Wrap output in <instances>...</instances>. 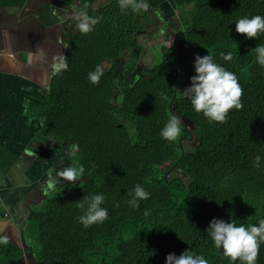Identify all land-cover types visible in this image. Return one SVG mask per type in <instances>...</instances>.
<instances>
[{
    "label": "trees",
    "instance_id": "obj_1",
    "mask_svg": "<svg viewBox=\"0 0 264 264\" xmlns=\"http://www.w3.org/2000/svg\"><path fill=\"white\" fill-rule=\"evenodd\" d=\"M100 1L60 0L67 6L79 2L99 19L91 31L69 35L64 67L37 115L46 139L77 145L72 159L85 172L73 192L49 199L34 213L39 245L34 264H164L167 253L185 249L208 264H229L204 229L213 217L245 226L264 217V67L254 52L256 44H264V33L245 40L234 31L239 17L264 16V0H170L177 10L192 9L174 19V38L160 46L159 63L152 60L129 86L104 63L129 53V69L137 64L141 33L156 12L153 0L138 13L121 11L118 0ZM193 51L207 52L234 72L242 88V106L230 109L223 122L194 112L179 92L193 74ZM97 65L103 74L92 84L87 73ZM171 115L181 121L179 138H189L182 120L189 124L195 138L191 152L158 135ZM256 155L259 166H254ZM165 165L171 175L156 178ZM136 184L150 195L132 208L126 201ZM96 193L103 194L108 215L85 228L76 220L77 201ZM11 249L0 246V255ZM256 264H264V243Z\"/></svg>",
    "mask_w": 264,
    "mask_h": 264
},
{
    "label": "crops",
    "instance_id": "obj_2",
    "mask_svg": "<svg viewBox=\"0 0 264 264\" xmlns=\"http://www.w3.org/2000/svg\"><path fill=\"white\" fill-rule=\"evenodd\" d=\"M165 2L153 0L151 6L159 20L167 19L166 32L157 28L167 39L175 33L169 27L175 18L174 9L163 12L159 7ZM81 11L79 2L0 0V246L12 247L0 255V264L36 262L33 215L69 188L58 171L75 165L74 150L40 133L37 106L46 104L50 84L64 67L67 41L77 31ZM76 183L80 181L71 182Z\"/></svg>",
    "mask_w": 264,
    "mask_h": 264
},
{
    "label": "clouds",
    "instance_id": "obj_3",
    "mask_svg": "<svg viewBox=\"0 0 264 264\" xmlns=\"http://www.w3.org/2000/svg\"><path fill=\"white\" fill-rule=\"evenodd\" d=\"M118 6L121 11L130 8L133 13H138L147 10L149 4L147 0H118ZM98 19V17H90L81 11L77 16L76 28L81 33H87L91 31ZM234 31L242 34L245 40L253 39L260 33H264V16L257 14L239 17L234 22ZM254 52L256 62L264 67V44H256ZM230 55H225V59H229ZM192 68L193 74L188 78V85L179 92L190 102L194 112L202 114L209 122H223L230 109H239L242 106L240 102L242 88L234 72L214 62L207 52L204 55H193ZM102 74V67L97 65L87 73V80L96 84ZM161 98L166 99V96L161 94ZM24 110L28 111L27 102L24 104ZM180 133L181 121L175 115L169 116L158 131L160 138L165 141H175ZM76 148L77 145L73 144L72 149ZM29 155L34 156V152H30ZM253 160L254 166H259L261 157L256 155ZM84 172L83 164L78 166L70 164L59 170L58 175L61 180L69 182V187H71V182L80 181L81 177H84ZM149 195L150 193L142 185L136 184L130 190V198L126 203L136 208L139 202L147 199ZM103 203L102 193L83 196L76 205L81 210V214L76 217L77 222L85 228L94 223L103 222L108 215V209L102 207ZM204 234L219 254L227 258L229 264L233 262L256 264L258 249L264 243V217L247 226L243 223L237 224L234 219L225 221L213 217L204 229ZM164 264H208V261L202 255L185 249L179 255L172 252L167 253Z\"/></svg>",
    "mask_w": 264,
    "mask_h": 264
},
{
    "label": "rangeland",
    "instance_id": "obj_4",
    "mask_svg": "<svg viewBox=\"0 0 264 264\" xmlns=\"http://www.w3.org/2000/svg\"><path fill=\"white\" fill-rule=\"evenodd\" d=\"M105 1L106 0H104V2ZM159 7L161 8V10L163 12H166L169 9H174L171 12L174 13L173 18H175L176 20L179 19L180 15L182 14V12L184 10L192 9V5H188V6L181 7V8H179V10H177L174 8V6L170 3L169 0H166V2L163 5H159ZM163 16H165V15L163 14L160 17H163ZM166 20L164 18V21L162 22L161 20L158 19L157 14H153V16L151 18V23L149 26H147V32H146V30H144V32L141 33V34H144V37H141L139 40V45L142 48V55H141L139 61H137V64H135V66L132 69H129L130 63L126 62L127 60H129V55H130L129 53H126L125 55H123V57L119 60H112V61L105 62L104 67L105 68L111 67L112 69H114L119 74L125 76V84L127 86L131 85L133 83V81H135L137 78L145 75V69L152 64V60H153V65L158 64L159 61L161 60L160 46L163 43H165L166 41L171 42L170 40H172L174 38L175 33L172 34L169 38L167 37V39H164V32H166V30H165ZM174 23H175V25L172 28L173 30L176 29V22H174ZM160 26H163L164 32L161 29H157ZM166 36H168V35H166ZM167 44H168V42H167ZM194 54L203 55L202 53L193 51L192 55H191V62H193V55ZM182 122L185 125V127H187L190 131L189 132V134H190L189 138H187L184 135L185 138L177 137L175 142H177L180 151L191 152V150L193 149V145L195 144V138L191 134V128H190L189 124H187V122H185L183 120H182ZM168 166L169 165H165V166L161 167L159 169V171H156L155 177L156 178L161 177L163 173H164V175H171L170 171H167ZM177 173L175 172V174H177ZM71 185L72 186L67 189V193L73 192L78 186L77 183L71 184ZM34 230H35V234H36L35 235L36 242L38 244L37 232H36L35 228H34ZM38 249H39V245H38Z\"/></svg>",
    "mask_w": 264,
    "mask_h": 264
}]
</instances>
